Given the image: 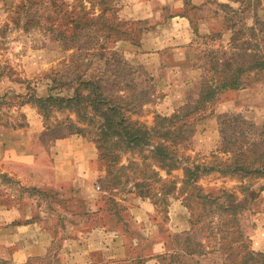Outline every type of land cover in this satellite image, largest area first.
<instances>
[{
  "label": "rangeland",
  "instance_id": "1",
  "mask_svg": "<svg viewBox=\"0 0 264 264\" xmlns=\"http://www.w3.org/2000/svg\"><path fill=\"white\" fill-rule=\"evenodd\" d=\"M136 1L147 0H35L40 25L24 31L11 19L25 0H0V264H223L222 241L240 260L246 249L264 252V173L214 171L196 190L183 182L186 166L231 156L220 132L228 113L256 125L258 144L264 137V71L247 68L240 56L264 52V0H152V14L150 6L122 13ZM46 26L71 28L75 47L66 49ZM237 63H244L239 88L174 117L196 105L207 83L234 74ZM82 80L97 82L80 88L88 101L66 109L40 104L75 96ZM103 115L119 122L120 135L111 137ZM139 126L148 143L126 142ZM156 127L189 137L174 144ZM7 131H24L28 149L48 151L62 167L87 156L89 171L74 177L42 169L32 186L34 175L24 182L4 171ZM158 143L175 153L171 168L153 161ZM164 182L174 189L166 195ZM210 192L220 198L213 206ZM29 224L44 232L43 255L33 243L30 255L21 252L15 235Z\"/></svg>",
  "mask_w": 264,
  "mask_h": 264
},
{
  "label": "trees",
  "instance_id": "2",
  "mask_svg": "<svg viewBox=\"0 0 264 264\" xmlns=\"http://www.w3.org/2000/svg\"><path fill=\"white\" fill-rule=\"evenodd\" d=\"M35 0H25L22 6H18L15 10L17 13L15 17H12L11 22L14 24L15 29H24V31H30L34 28L39 27L40 19L36 16V13L32 10L34 4H36ZM106 8L103 9V12ZM91 24V23H89ZM88 23H81V28L85 29ZM264 24V21L262 22ZM9 24H6V26ZM46 29L50 30V33L56 31L57 35L54 37L58 40L61 39L63 45L66 49H70L75 47L70 41V38H76L77 36L72 34H66L71 30H62V29H54L53 27L46 26ZM9 30V28H4V31ZM253 31L255 29H252ZM79 35V34H78ZM4 37V36H2ZM250 45V43L248 44ZM255 46V45H254ZM245 48L244 50H246ZM258 52L254 50L253 53L247 54L245 53L240 54L241 57H246L248 64L247 68L254 70L259 69L264 71V52L262 55H258ZM239 55V54H237ZM244 63H237L238 69L234 71V74L231 76L220 77L219 82L216 83H207L203 86L201 90L200 97L196 102V105L189 108L188 111H184L182 115H174V117H181V116H188L191 112H196L197 110L201 109L207 102L215 99L217 94L228 88H239L241 86V73ZM231 65V64H229ZM97 82L94 81H84L82 80L79 86V89L76 90V94L73 97H49L47 99H41L40 104H42L45 108H48L49 104H53V106H57L59 109H66L71 108L74 104H81L83 101H88L87 97L81 95L80 88L82 86L88 87H96ZM99 103H106L105 100L97 98L95 102ZM117 109L116 107H113ZM112 110V109H109ZM104 118V115H103ZM107 118V117H106ZM104 118V120L106 119ZM105 123V121H104ZM106 123L108 126V132L114 137V135H120V131L118 130L119 122L114 121L113 119L109 120ZM159 127V125H158ZM255 127L256 125L246 119L240 113H228L226 117H224L220 121V132L222 137V150L226 154H230L231 156L221 162V164L217 163H209V164H199V163H192L193 165H189L185 167V178H184V185L191 187L192 189L196 190L199 186L196 184L202 175L208 174L210 172L219 171L223 174H232L238 175L240 177H246L255 174H262L264 173V137H261L260 144H258V140L253 137L255 134ZM163 127L155 128L156 133L164 136H169L168 138H172V143L179 144L182 141L186 140L189 136L176 133L171 129L162 130ZM135 133L132 135H128L126 142H133L135 141L137 146H141L142 144L148 143L147 139L144 134L147 132L142 129V127H136L134 130ZM109 133V134H110ZM142 134V137H140ZM264 135V134H263ZM252 137L254 139H252ZM118 143V142H117ZM102 140L99 141L98 146L101 148ZM250 150H254L251 154H249ZM176 155L174 152L169 151L168 147L165 143H158L157 145L153 146L152 150V159L155 161L157 165L162 168L174 166V162H176ZM156 175V173H155ZM165 185V182H164ZM174 186V185H173ZM200 189V188H199ZM174 189H170L167 185L164 186V194L172 192ZM210 196V197H209ZM212 192H210L206 199L209 202V205L213 206L214 203L219 202L220 198H213ZM215 197V196H214ZM217 201V202H216ZM191 207V203H188ZM192 209V207H191ZM236 221V219H234ZM238 237V236H237ZM242 237V234H241ZM240 238V236H239ZM224 247L222 250H219L221 253V257H225V261L223 264H264V252H254L250 249H246L244 254L242 255L241 260L237 257L238 254L236 251L228 252L231 247L234 245H230V242L227 243L222 241ZM244 244V243H243ZM198 244L194 245V248L190 249V254H194L197 250ZM246 247V245H245ZM249 248V247H248ZM199 254H204V252L199 251Z\"/></svg>",
  "mask_w": 264,
  "mask_h": 264
},
{
  "label": "crops",
  "instance_id": "3",
  "mask_svg": "<svg viewBox=\"0 0 264 264\" xmlns=\"http://www.w3.org/2000/svg\"><path fill=\"white\" fill-rule=\"evenodd\" d=\"M156 1V0H153ZM165 3L162 2L160 6H163ZM150 6V12L152 14V0H147L146 3L141 1L131 2L130 4L124 6L122 8V13H127L130 16L137 15L138 11L140 9ZM144 10V9H143ZM147 12L148 10H144ZM139 16V15H138ZM25 133L22 131V133H11L10 131H7L4 133V144H3V150H4V171L10 173L11 175H17L18 178L22 179L24 182L29 181L26 178V174L34 175V180H32V177H30V180L33 182H30L32 186L38 185L36 182V175L42 173V169H46L49 172H56V174H60L61 172L64 174H72L74 177H76V174L85 173L89 171L90 160H87V156L85 160H83L80 163L74 162L72 168L69 167H62V165L55 159V161L50 160V155L48 151L41 152L40 155H36L34 150L28 149L27 146L29 144L27 143L28 139L24 136ZM48 159L49 165H44V160ZM1 159V157H0ZM59 159V158H58ZM79 169V171H78ZM54 170V171H53ZM81 170V172H80ZM30 216L26 217L25 221L30 223ZM14 218H12V221ZM9 221V222H12ZM25 223V222H24ZM16 239L19 241V246L22 248V253L26 255H30L29 246H32L31 243L35 245L36 253L37 255H43L46 252V249L48 247V244L45 241V235L44 232L35 230L33 231V227L29 224L28 226H23L22 228H19V234L15 235ZM31 237V239H30ZM74 258L76 259L77 255Z\"/></svg>",
  "mask_w": 264,
  "mask_h": 264
}]
</instances>
